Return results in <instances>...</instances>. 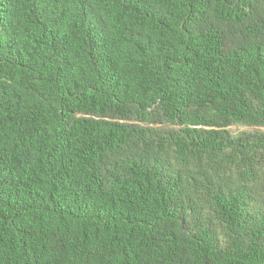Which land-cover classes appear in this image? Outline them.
Segmentation results:
<instances>
[{
    "label": "trees",
    "instance_id": "1",
    "mask_svg": "<svg viewBox=\"0 0 264 264\" xmlns=\"http://www.w3.org/2000/svg\"><path fill=\"white\" fill-rule=\"evenodd\" d=\"M0 264H264V0H0Z\"/></svg>",
    "mask_w": 264,
    "mask_h": 264
},
{
    "label": "rangeland",
    "instance_id": "2",
    "mask_svg": "<svg viewBox=\"0 0 264 264\" xmlns=\"http://www.w3.org/2000/svg\"><path fill=\"white\" fill-rule=\"evenodd\" d=\"M248 130H251V129H248L246 127L239 126V125H234V126L231 127V131L234 134L239 133L241 131H248Z\"/></svg>",
    "mask_w": 264,
    "mask_h": 264
}]
</instances>
